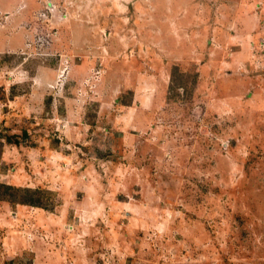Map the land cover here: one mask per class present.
<instances>
[{
	"label": "rangeland",
	"instance_id": "rangeland-1",
	"mask_svg": "<svg viewBox=\"0 0 264 264\" xmlns=\"http://www.w3.org/2000/svg\"><path fill=\"white\" fill-rule=\"evenodd\" d=\"M0 264H264V0H0Z\"/></svg>",
	"mask_w": 264,
	"mask_h": 264
}]
</instances>
